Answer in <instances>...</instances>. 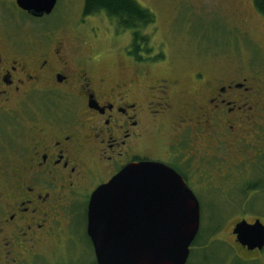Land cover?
<instances>
[{
  "label": "flooded vegetation",
  "instance_id": "1",
  "mask_svg": "<svg viewBox=\"0 0 264 264\" xmlns=\"http://www.w3.org/2000/svg\"><path fill=\"white\" fill-rule=\"evenodd\" d=\"M44 16L0 0V264H72L81 223L96 264L86 231L90 196L131 164H163L189 189L194 176L215 183L233 165L240 184L264 187L250 176H264L259 73L151 75L134 57L133 69H123L107 51L38 40L28 23ZM233 236L245 253L261 251Z\"/></svg>",
  "mask_w": 264,
  "mask_h": 264
},
{
  "label": "rangeland",
  "instance_id": "2",
  "mask_svg": "<svg viewBox=\"0 0 264 264\" xmlns=\"http://www.w3.org/2000/svg\"><path fill=\"white\" fill-rule=\"evenodd\" d=\"M135 1L153 16V22L142 29L149 37V53L142 54L151 75L160 69L186 76L195 70L211 73L222 68L231 75L250 76L257 72L264 79V17L252 0ZM83 3L84 0H56L50 14L28 24L40 34L38 40L63 37L83 51H107L108 58L132 70L134 65L127 60L133 57L127 52L130 31L119 28L115 19L103 11L83 16ZM16 15L26 20L22 14ZM25 36L32 39L31 34ZM159 54L163 58L152 60ZM225 153L229 159L235 156L233 152ZM256 170H250V176L264 183V176ZM236 172L230 166L228 175L215 183H207L204 177L194 176L199 172H194L190 189L199 203L200 220L186 264H264V247L258 254H247L238 249L232 233L234 223L241 218L247 222L256 218L264 224V187L240 184ZM75 240L74 251L68 254L70 263L93 264L82 223Z\"/></svg>",
  "mask_w": 264,
  "mask_h": 264
},
{
  "label": "water",
  "instance_id": "3",
  "mask_svg": "<svg viewBox=\"0 0 264 264\" xmlns=\"http://www.w3.org/2000/svg\"><path fill=\"white\" fill-rule=\"evenodd\" d=\"M56 0H17L33 17ZM199 203L180 176L160 163L121 169L91 194L87 236L96 264H185L199 229ZM232 233L247 249L264 247V224L240 220Z\"/></svg>",
  "mask_w": 264,
  "mask_h": 264
},
{
  "label": "trees",
  "instance_id": "4",
  "mask_svg": "<svg viewBox=\"0 0 264 264\" xmlns=\"http://www.w3.org/2000/svg\"><path fill=\"white\" fill-rule=\"evenodd\" d=\"M257 12L264 17V0H253ZM97 11H103L108 17L114 18L116 25L122 30H129L131 42L128 47V54L136 60H147L145 54L149 53V37L142 33V29L153 22L152 14L141 8L135 0H84L82 14L87 16ZM142 52L145 54L142 55ZM144 56V57H143ZM163 58L159 54L152 60Z\"/></svg>",
  "mask_w": 264,
  "mask_h": 264
}]
</instances>
